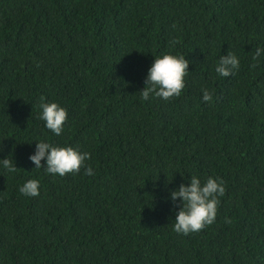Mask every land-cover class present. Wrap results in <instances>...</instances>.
I'll return each mask as SVG.
<instances>
[{
  "label": "trees",
  "instance_id": "trees-1",
  "mask_svg": "<svg viewBox=\"0 0 264 264\" xmlns=\"http://www.w3.org/2000/svg\"><path fill=\"white\" fill-rule=\"evenodd\" d=\"M257 46L264 0H0V160L17 168L0 167V264H264ZM228 51L240 68L220 77ZM162 53L189 61L186 86L145 102ZM41 97L68 110L59 136L39 119ZM39 140L90 153L94 174L35 169ZM192 175L226 191L215 222L185 236L169 192ZM29 179L39 196L19 192Z\"/></svg>",
  "mask_w": 264,
  "mask_h": 264
},
{
  "label": "clouds",
  "instance_id": "clouds-1",
  "mask_svg": "<svg viewBox=\"0 0 264 264\" xmlns=\"http://www.w3.org/2000/svg\"><path fill=\"white\" fill-rule=\"evenodd\" d=\"M261 55H264V46H257L253 60H257ZM239 68L240 58L236 53L228 51L220 56L215 72L218 76L226 78L234 76ZM188 69L189 61L184 55L162 53L155 56L144 81L145 87L139 92L141 99L147 102L154 96L168 101L174 96H180L186 86L185 78L190 73ZM202 99L204 102H211L213 93L207 88L202 89ZM39 108V119L44 121V126L54 135H61L68 119V110L57 102L46 101L44 97H41ZM34 143L35 151L29 156V160L35 165V169H44L46 174L61 177L79 173L82 168L85 175L94 174L92 167L85 163L91 158L90 153L71 146H55L45 140ZM0 167L12 173L17 171L13 160L8 158L0 160ZM225 191V182L222 179L208 177L202 183L196 175H192L191 179L186 184L182 183L178 189L170 191L169 199L174 208L179 209L175 214L173 230L177 234L187 236L212 225L216 220L220 197L224 196ZM19 192L26 197L39 196L40 181L27 180L19 187Z\"/></svg>",
  "mask_w": 264,
  "mask_h": 264
}]
</instances>
